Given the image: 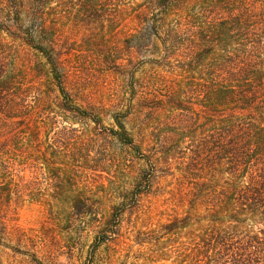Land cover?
Instances as JSON below:
<instances>
[{
	"label": "trees",
	"instance_id": "16d2710c",
	"mask_svg": "<svg viewBox=\"0 0 264 264\" xmlns=\"http://www.w3.org/2000/svg\"><path fill=\"white\" fill-rule=\"evenodd\" d=\"M65 22L111 41L99 64L124 84L112 128L104 108L83 107L67 90L88 68L78 62L83 47L78 59L75 48L57 49ZM13 41L46 60L58 109ZM67 114L142 155L154 174L177 163L210 221L186 264H264V0H0V167L40 169L41 152L32 163L21 151Z\"/></svg>",
	"mask_w": 264,
	"mask_h": 264
},
{
	"label": "rangeland",
	"instance_id": "374dc122",
	"mask_svg": "<svg viewBox=\"0 0 264 264\" xmlns=\"http://www.w3.org/2000/svg\"><path fill=\"white\" fill-rule=\"evenodd\" d=\"M98 31L65 22L55 44L63 52L75 48V59L83 47L85 55L78 62L88 68V75L83 82L67 84V90L83 107L88 101L104 108L102 124L112 128L111 116L118 110L113 102L123 97V79L99 64L111 41ZM11 43L14 57L28 66L29 77L45 83L42 88L49 93L54 90L50 105L57 107L58 92L43 71L46 60L20 41ZM151 56L138 52L142 62ZM67 116L66 122L58 117V127L43 131L39 145L28 143L22 149L32 163L41 152L40 169L23 161L0 167V264L191 261L193 240L200 243L210 221L204 207L193 205L192 185L177 163L154 174L142 155L117 138L98 132L103 129L93 122Z\"/></svg>",
	"mask_w": 264,
	"mask_h": 264
}]
</instances>
